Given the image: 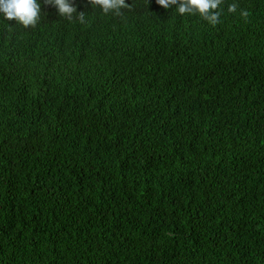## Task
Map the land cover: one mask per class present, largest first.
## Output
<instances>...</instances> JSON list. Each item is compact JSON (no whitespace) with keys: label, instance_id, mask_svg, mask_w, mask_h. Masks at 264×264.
Returning a JSON list of instances; mask_svg holds the SVG:
<instances>
[{"label":"trees","instance_id":"trees-1","mask_svg":"<svg viewBox=\"0 0 264 264\" xmlns=\"http://www.w3.org/2000/svg\"><path fill=\"white\" fill-rule=\"evenodd\" d=\"M38 2L0 14V264H264V0Z\"/></svg>","mask_w":264,"mask_h":264},{"label":"clouds","instance_id":"clouds-1","mask_svg":"<svg viewBox=\"0 0 264 264\" xmlns=\"http://www.w3.org/2000/svg\"><path fill=\"white\" fill-rule=\"evenodd\" d=\"M48 5L57 8L60 17L68 21L78 20L79 23L86 22V13H77L76 7L70 0H44ZM157 4L165 9L176 7L181 16L198 15L210 25L216 26L221 23L220 17L223 13L221 5L224 0H156ZM88 3L95 9L99 7L104 14L123 16L124 9H132V4L126 0H88ZM238 5H228L229 13H236ZM0 14L6 20H15L24 28H35L41 19V4L38 0H0ZM240 15L247 21L249 13L245 10Z\"/></svg>","mask_w":264,"mask_h":264}]
</instances>
